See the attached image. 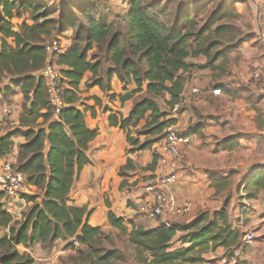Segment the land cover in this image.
Masks as SVG:
<instances>
[{"label":"trees","instance_id":"obj_1","mask_svg":"<svg viewBox=\"0 0 264 264\" xmlns=\"http://www.w3.org/2000/svg\"><path fill=\"white\" fill-rule=\"evenodd\" d=\"M163 1L128 0L122 25L116 29L112 22L97 19L88 11L84 12L86 24H79L76 17H53L54 12L43 9L40 2L0 0V81L3 77L10 78L11 84L19 86L24 100L30 103V106L22 105L16 130L0 135V158L11 151V137L20 131L19 128L28 127L22 133L26 142L18 147L19 169L26 183L43 195L41 203L33 201L31 196L26 197L33 205L18 221L3 208V193L0 192V226L8 228V233L0 236V264H32V256L19 252L16 245H29L36 240L43 245L57 239L68 240V245L76 248L80 263L117 264L115 260L120 258L117 249L98 247L107 235L101 227L84 221L86 207L67 203L74 177L90 162L86 152L98 133L85 123L87 108L74 105L77 100L74 90L86 72L92 74L88 86L98 85L101 89L107 86L100 76L101 61L94 55L88 58V51L94 44L98 48L105 47L106 60L111 64L110 75H116L122 82H134V92L141 91L146 83L145 95L134 102L127 116L113 112L108 116L111 126H118L126 133L130 146L128 152H134L159 141L167 125L174 122L167 117L166 111L159 109L155 100L168 93L170 97L166 102L171 108L182 101L183 72L192 66L186 62V57L221 55L223 45L219 42L224 38L231 40L227 38L231 27L218 24L212 28L215 23L212 20L198 26L196 12L192 16L189 7L183 11L180 7L177 19L172 22L167 2ZM27 11L31 12L33 23L23 21L16 30L11 20ZM65 25L77 26V30L71 44L58 54L56 63L70 88L64 89L66 106L59 119H53L39 70L46 61L43 43L61 32ZM131 96L126 93L120 95L119 100L123 102ZM39 118L42 120L37 122ZM141 121L143 124L139 126ZM141 135L145 136L143 140L139 139ZM46 140L49 142L47 152L44 151ZM155 159L154 155L147 169H153ZM130 166L132 162L128 158L120 168V174L124 175V169ZM32 196L39 197L37 193ZM225 215V208H222L219 225L216 219L210 221L209 215L202 213L183 226L173 221L170 225L160 224L153 229L133 223L128 229L124 220L111 211L108 212V221L126 234L133 247L150 254V264H185L198 261L199 248L209 242L212 246L225 247L236 244L238 229L228 223ZM79 230L81 234H77ZM179 231L182 233L178 240L189 246L168 250ZM72 236L76 237L77 246L70 244Z\"/></svg>","mask_w":264,"mask_h":264},{"label":"crops","instance_id":"obj_2","mask_svg":"<svg viewBox=\"0 0 264 264\" xmlns=\"http://www.w3.org/2000/svg\"><path fill=\"white\" fill-rule=\"evenodd\" d=\"M233 4L236 13L246 20L242 29L247 31L242 39L229 48L223 45L220 48L222 54L213 58L202 54L186 57V62L192 66L183 72L185 83L178 111L167 104L168 93L163 95V103L155 100L159 109L174 119L179 131L189 135L187 145L178 143L166 153L158 148L157 141L144 150L128 152L130 146L126 133L118 126H111L108 116L112 112L127 116L134 102L145 95L146 83L141 91L134 92V82H122L116 75H110V62L100 71L107 84L105 89L87 85L92 75L90 72L80 80L74 90L77 96L74 105L87 108L85 123L98 133L86 152L90 162L74 177L67 203L85 206L84 221L89 225L110 229L108 212L111 211L117 218H122L129 229L131 223L145 229L159 226V219L145 217L138 208L144 200L150 199L145 185L166 174L168 163L174 159L177 163L176 181L163 189L172 192L179 203L191 204L190 213L185 215L189 217L188 221L207 213L209 220L216 219L219 225V211L225 208L228 223L238 229L239 239L234 245L212 246L209 242L207 246H201L199 264H264V241L255 239L264 237V98L253 76L264 69V39L261 36L264 32V0H234ZM8 80L0 88V96L7 90L12 92L9 104L4 107L10 106L14 111L10 117L18 121L24 97L20 87L12 86L10 78ZM214 87L221 89L219 95L212 94ZM126 93L132 96L120 101L119 96ZM6 117L3 116L0 122V135L16 130V127H7ZM41 120L39 118L37 122ZM142 124L141 121L139 126ZM19 129L11 137L12 151L26 142L22 133L28 127ZM132 134H135L133 129ZM139 139L142 140L141 136ZM48 149L46 140L44 151ZM154 155L155 165L153 169H147ZM128 158L132 166L125 168L124 175H121L120 168ZM3 159L0 158V165ZM29 192L37 193L39 197L35 200L41 203L43 195L40 191L31 189ZM31 203L22 206L14 199L2 206L12 219L21 221L15 216ZM251 228L256 229L255 238L246 243L243 236ZM77 234H81L80 230ZM41 246L36 240L29 245L17 244L16 248L29 253L34 264H53L55 257L48 252L34 255L32 250Z\"/></svg>","mask_w":264,"mask_h":264},{"label":"rangeland","instance_id":"obj_3","mask_svg":"<svg viewBox=\"0 0 264 264\" xmlns=\"http://www.w3.org/2000/svg\"><path fill=\"white\" fill-rule=\"evenodd\" d=\"M31 1L40 2L43 5V9L52 10L54 12V14L52 15L53 17H59V16L76 17L79 21L78 22L79 24H86L87 16L85 15L84 12L88 11L92 14L93 17L97 19L107 20L112 22L116 29H119L120 26L122 25L121 20L128 8L127 5L128 0H31ZM165 1L167 2L168 12L170 14V18L172 19V22L175 19H177L178 16L177 12L180 7L182 11L186 7H189L192 16L196 12L195 19L199 21L198 26L203 25L207 21L212 20L215 21L212 28H215L218 24L228 25L229 27H231L232 30L227 35V38L229 39L231 38V40L226 41L224 38L223 41L219 42L220 43L219 45L221 44L225 45V47L227 48H229L232 43H236L240 41L242 39V35L247 31L242 29V26L246 23V20L236 13V9L234 8V4H233L234 0H173V1L164 0L163 2ZM11 21H12V25L15 26L16 30L19 29L20 24L23 21L25 22L27 21L26 23L28 24L33 23L32 15L30 11L21 13V16L13 17ZM62 28H63L62 31L57 34H54V36H59V38L61 39V43L64 46V49H66L72 42V38L75 31L77 30V26L73 27L71 25H65ZM8 40L11 41L10 38ZM223 42H227V43H223ZM92 55H94L97 60L101 61L100 71H102L109 62L106 60L105 47L98 48L94 44L92 49L88 51V58H90ZM53 59L54 61H56L58 59V55ZM8 81L9 80L7 77H3L2 80L0 81V88H2L3 85ZM67 85L69 84L67 83L66 86ZM11 94L12 92H10V90L1 93L0 109H2L4 105L9 104V97ZM163 95L156 98L159 103H163ZM24 103L27 104V101L23 100L22 105ZM15 111L17 110L15 109ZM10 116L6 117L7 127H17V124L12 123L13 120L15 119H12ZM171 124H174V122ZM141 139L142 140L144 139L143 135H141ZM175 175H176V170H175ZM23 196L25 198L27 196L28 197L31 196L33 197V201H36L35 200L36 196H32L28 193H24ZM31 205H33V203H31L28 207H22L18 213L20 215L15 217L21 218L22 220L25 217V215L28 213ZM153 219H158V218H153ZM188 220H189L188 216L186 217L185 215L184 216L181 215L179 217L172 219L170 223L174 221V223L177 222L176 224L183 226L189 222ZM248 231L249 232L251 231L254 235L256 234L254 233L256 229L251 228ZM6 232H8V228L0 226V236L3 235L4 233L6 234ZM104 232L106 233L107 237L101 240L98 247L100 248L102 247L106 249H117V253L118 255H120L119 256L120 258L115 260L117 264H150L149 262L151 260L150 254L146 251L137 250L135 247H133L128 242L125 233L123 234L120 230L114 227H111L110 229H105ZM181 233H182L181 231L177 233L174 242L169 245L168 250H174L178 247L182 248L188 246V244H182L179 240H177V237H179ZM255 239H259L262 242L264 241V237L255 238ZM62 250H64V252H61ZM200 250L201 248H199L198 252H200ZM32 251L34 255H41L48 252L49 255L55 257L53 264H88V262L80 263V258H78V253L76 251V248L71 247L70 245H68V242L65 243L61 239L48 242L47 244H43L40 248L36 250L34 249ZM185 264H199V261L192 263L186 262Z\"/></svg>","mask_w":264,"mask_h":264},{"label":"built area","instance_id":"obj_4","mask_svg":"<svg viewBox=\"0 0 264 264\" xmlns=\"http://www.w3.org/2000/svg\"><path fill=\"white\" fill-rule=\"evenodd\" d=\"M261 36L264 39V32L261 33ZM43 45L46 61L44 66L39 70V74L43 78L47 101L52 109L51 117L53 119H59L62 109L66 106L64 102V89L67 84V79L62 73L61 67L53 58L66 49H64L59 36L47 39ZM253 76L258 81L259 93L264 98V69L255 72ZM220 93L221 89L219 87L212 89V94L219 95ZM180 105L181 102L176 103L172 109L178 111ZM13 112L10 106H3L0 110V122L3 121V116H10ZM12 123L19 124L15 120ZM262 135L264 136V130ZM189 141L188 134L181 133L174 124H170L165 128L164 136L159 140L158 148L166 153H170L174 145L178 143L187 145ZM3 157L4 159L0 165V192L3 193V204L5 205L15 199L22 206H26L31 201H28L23 194L28 193L33 195L29 191L36 188L26 183L25 176L19 169L18 150H11ZM168 168L169 170L166 174L159 175L155 182H150L145 185V190L150 196V199L144 200L138 208L140 213L149 218H158L161 222L160 224L165 225H170V221L176 217L187 215L192 209L189 202L179 203L172 192L163 189V187L171 185L176 181L175 170L177 163L174 159H171L168 163ZM254 238L255 235L251 231H248L244 234L243 241L250 243ZM69 242L75 246L78 244L75 236L70 237Z\"/></svg>","mask_w":264,"mask_h":264},{"label":"clouds","instance_id":"obj_5","mask_svg":"<svg viewBox=\"0 0 264 264\" xmlns=\"http://www.w3.org/2000/svg\"><path fill=\"white\" fill-rule=\"evenodd\" d=\"M19 121V120H18ZM18 126V125H17Z\"/></svg>","mask_w":264,"mask_h":264}]
</instances>
